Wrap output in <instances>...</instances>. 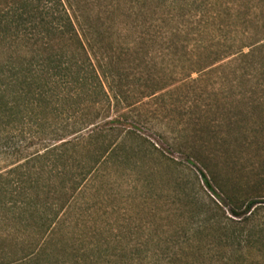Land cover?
<instances>
[{
  "label": "rangeland",
  "instance_id": "1",
  "mask_svg": "<svg viewBox=\"0 0 264 264\" xmlns=\"http://www.w3.org/2000/svg\"><path fill=\"white\" fill-rule=\"evenodd\" d=\"M223 1L231 3L230 14L264 16V0ZM64 2L111 99L112 117L147 142L136 141L131 164L111 165L77 196L47 252L23 264H136L139 243L149 263L164 264L191 236L207 196L214 198L201 173L217 177V194L222 185L248 191L249 182L264 184V51L187 77L188 49H237L251 42L250 30L224 28L200 44L172 34L174 23L137 17L136 0ZM10 238L0 255L24 247L10 261L36 244L26 232Z\"/></svg>",
  "mask_w": 264,
  "mask_h": 264
},
{
  "label": "trees",
  "instance_id": "2",
  "mask_svg": "<svg viewBox=\"0 0 264 264\" xmlns=\"http://www.w3.org/2000/svg\"><path fill=\"white\" fill-rule=\"evenodd\" d=\"M230 9L223 0H136L137 17L174 23L172 34L184 32L200 44L224 28L250 30L251 42L237 49H188L187 77L264 51V16ZM111 112L64 0H0V246L25 232L36 241L10 261L24 251L14 245L0 264L41 259L77 196L111 165L133 162L136 141H147ZM201 175L214 198L207 196L191 236L164 264H264L263 182L247 183L248 191L222 185L217 194V177ZM142 248L136 245V264H162L149 263Z\"/></svg>",
  "mask_w": 264,
  "mask_h": 264
}]
</instances>
